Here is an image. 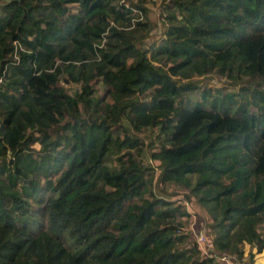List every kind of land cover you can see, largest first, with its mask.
<instances>
[{"label":"trees","instance_id":"trees-1","mask_svg":"<svg viewBox=\"0 0 264 264\" xmlns=\"http://www.w3.org/2000/svg\"><path fill=\"white\" fill-rule=\"evenodd\" d=\"M160 1L145 43L147 0H0V264L264 250V0ZM164 103L174 119L154 116ZM148 161L204 210L211 252Z\"/></svg>","mask_w":264,"mask_h":264},{"label":"rangeland","instance_id":"rangeland-1","mask_svg":"<svg viewBox=\"0 0 264 264\" xmlns=\"http://www.w3.org/2000/svg\"><path fill=\"white\" fill-rule=\"evenodd\" d=\"M160 0L156 1H148L146 3V8H147V16L151 22V29L148 31V35L145 38V43H148L152 39H156L160 32H161V21L159 18V13H160ZM1 12V10H0ZM203 81L207 83L208 86H213V87H220L221 82L219 79H217L214 75L206 76L204 77ZM63 86L65 83L60 81ZM97 90L99 93H101V89L97 85ZM80 102H81V108H80V113L83 114H89L90 112H95L96 108V103L94 102L93 98L87 97L86 95H81L80 97ZM173 105L169 103H164L158 106L156 111H154V116L158 120H162L163 118H171L174 119V110H173ZM149 130V129H147ZM151 131H145L141 134V137L143 138L144 142L146 143L149 141L153 136H151ZM146 165L149 168L153 169V178H152V189L155 194L163 196V197H169V199L174 200L175 202H180L183 206V210L185 211L187 218L182 220V226L184 228V232L186 235L189 236L188 242H195L197 241V238L202 234L204 236V240H206V243L204 247L208 251L211 250L209 248V238H210V233L208 229L206 228L207 224H209V219L207 215L205 214L204 210L199 208L198 206L194 205L193 200L190 199V201H182L183 195L186 194L180 187L173 186V185H163L162 187L157 188L156 187V179H157V172L154 167V164L151 163L150 161L146 162ZM247 246H244L243 248V260L242 261H236L233 260L232 257L229 256H222L225 258L224 262L219 263L218 259L216 260V263L218 264H248L247 258H246V252H247ZM211 252V251H210Z\"/></svg>","mask_w":264,"mask_h":264},{"label":"crops","instance_id":"crops-1","mask_svg":"<svg viewBox=\"0 0 264 264\" xmlns=\"http://www.w3.org/2000/svg\"><path fill=\"white\" fill-rule=\"evenodd\" d=\"M247 250L248 251L246 252V256L248 252H251V254L253 255L251 264H264V250H262L259 254H256L255 250L252 248H249L248 246H247Z\"/></svg>","mask_w":264,"mask_h":264},{"label":"built area","instance_id":"built-area-1","mask_svg":"<svg viewBox=\"0 0 264 264\" xmlns=\"http://www.w3.org/2000/svg\"><path fill=\"white\" fill-rule=\"evenodd\" d=\"M147 1H156V0H147ZM0 82H1V78H0ZM197 243L202 244L203 246L206 243V240H204V236L201 234L198 238H197ZM225 258L221 257L220 259H218V262H224Z\"/></svg>","mask_w":264,"mask_h":264}]
</instances>
